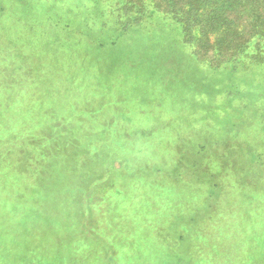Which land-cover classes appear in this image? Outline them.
<instances>
[{
	"label": "rangeland",
	"instance_id": "rangeland-1",
	"mask_svg": "<svg viewBox=\"0 0 264 264\" xmlns=\"http://www.w3.org/2000/svg\"><path fill=\"white\" fill-rule=\"evenodd\" d=\"M104 1L0 0V264H264L257 137L228 117L262 109L254 44L222 65ZM204 131L234 153L216 192L179 158Z\"/></svg>",
	"mask_w": 264,
	"mask_h": 264
},
{
	"label": "trees",
	"instance_id": "trees-1",
	"mask_svg": "<svg viewBox=\"0 0 264 264\" xmlns=\"http://www.w3.org/2000/svg\"><path fill=\"white\" fill-rule=\"evenodd\" d=\"M110 1L112 3L107 2L106 0L104 1V4L107 3L105 5L107 10L106 12L110 16H114V19H116L118 23L123 22L124 24H135L151 18L157 12H163L180 25L183 35L182 39L185 44L196 47L204 54H208V52H218L222 55V57H220V64L222 65L237 62L239 60V56L244 57L248 48L254 44L256 55L253 56V59L257 65H251V68L249 69H258L257 71H253L256 72L258 78H264V53L260 52L261 47L264 44V0ZM136 2L140 4L139 9L132 13V5ZM121 26L126 28L125 25ZM232 50H234L233 54L231 53ZM210 66L214 69L222 68L226 71L228 70L226 66ZM248 93L249 92L245 91L241 92L242 97H247ZM249 98L251 97L249 96ZM231 100H233L232 97L228 95L226 101L230 103ZM249 106V102L243 105V115H239V113H242L241 110L238 112L236 110V113L233 116L228 114V117L232 120L233 127L240 128L241 131L244 132L243 136L256 133L257 149L253 153L251 159L252 165L254 164L252 169L257 174V178L264 181V144L261 143V140L264 139L262 131L264 130V94H262V97L260 98L259 106L262 107L261 111L260 109H257L255 113L247 115L246 113L252 111ZM226 129H228V127H226ZM237 131L239 133V138L242 139V137H240L239 130ZM206 132L207 131H204L202 136V143H198L196 148L188 151L187 153L179 152V158L186 154L189 155V158L185 159L187 161L186 169L191 170L192 173L193 171L199 169V173L195 174V176L199 177V181L202 180L204 183L207 180L206 186L208 185L213 192H216L219 191L218 187L221 185V177L218 180L215 178L214 174L208 172L210 169L209 162L214 160L216 163H220L218 165L219 172L221 174H225V171L221 169L223 167V156L225 155V157H227V153H232V155L234 153L231 150V146H229L226 136H219L221 139L218 138L219 140L216 142L214 136L215 134L211 131V133L207 136ZM81 136L84 139L86 134H78V144L79 140H81ZM71 137H77V135L70 134L67 137V140L72 141L73 138ZM228 138L230 139V137ZM244 141L245 143H248V140L245 139ZM67 149L68 148L66 147V150ZM200 157H202L200 163L202 164L204 162L203 174L205 176H203V178H200L201 168L196 166L200 161ZM210 199L213 202L214 198L210 197ZM212 205L213 203L210 204V207Z\"/></svg>",
	"mask_w": 264,
	"mask_h": 264
}]
</instances>
